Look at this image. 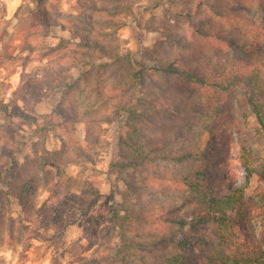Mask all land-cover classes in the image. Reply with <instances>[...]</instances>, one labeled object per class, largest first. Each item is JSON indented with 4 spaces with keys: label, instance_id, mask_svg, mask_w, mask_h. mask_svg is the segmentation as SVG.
Here are the masks:
<instances>
[{
    "label": "rangeland",
    "instance_id": "1",
    "mask_svg": "<svg viewBox=\"0 0 264 264\" xmlns=\"http://www.w3.org/2000/svg\"><path fill=\"white\" fill-rule=\"evenodd\" d=\"M127 1L131 13L121 17L123 26L111 34L108 41L111 51H130L141 65H152L160 57L166 58L180 51L184 65L201 61L204 64L201 71L210 76L221 71L222 61L211 57L213 54L208 41L212 38L192 33L186 17L180 16L179 11L190 5L191 0ZM259 1L264 5V0H252V3L246 0L250 7L248 16L255 18L258 14L260 18ZM77 2L0 0V136L9 121L17 123L16 136L21 135V144L14 162L34 177L33 184L27 187L25 203L19 204L15 198L3 204L0 202V264H121V259L116 260L109 255L116 247L131 252V264H143L150 260L147 254L156 252L159 261L167 253H180L187 254L188 264H209L207 253L217 216L196 224L193 222L192 216L199 213L198 207L205 205L190 194L186 184L175 178L177 169L185 163H175L171 159L163 161L161 164L165 168L162 166L160 169L163 170L158 173L149 167L144 168V173L150 177V189H140L138 198L131 196L133 190L128 184L131 176L135 178V171L128 168L123 172L119 164L122 163L123 167L126 160L120 149L121 140L128 131L126 115L113 122L102 123L101 138L92 154L94 160L71 162L61 151L67 149L66 144L74 147L85 142L87 121L84 119L71 124L68 130L48 124L47 116L60 96L41 95L30 84L33 75H40L47 61L40 58L41 54L36 49L41 38L24 35L29 27L25 24H28L26 20H29L31 11L36 8L42 10V7L53 19L72 18L78 11ZM240 2L220 0L219 4L227 9L223 11L230 12L235 11L234 5ZM211 21L214 23L207 26L211 32L231 25L243 27L246 23L238 18L226 22L217 16ZM245 29H249L247 23ZM73 39L70 32L60 27L52 28L44 37L49 45L63 40H70L76 45L77 39ZM238 39L236 37L235 42L241 43ZM32 48L36 50L31 51ZM202 51L211 55L208 60L203 59ZM254 52L253 48L250 55ZM250 55L245 57L251 58ZM255 59L264 62L261 55H255ZM211 60L217 65L215 70L208 65ZM38 67L42 69L36 72ZM78 73L79 69L75 68L72 75L77 76ZM198 92L199 89H196L188 102L182 100L178 108H175V102L180 101V92L169 93L168 98L160 102L165 103L168 109L159 120L165 122L166 117L173 116L171 121L179 123L187 119L194 123L193 130L198 127L199 151L203 153V162L207 163L208 181L222 198L245 186L242 204H234L229 213L238 225L242 240L252 245L256 240L263 243L261 223L254 212L252 200L257 198L256 188L264 186V177L256 174L248 179L245 165L239 160L243 148L249 149L256 165L264 160V137L256 133V117L248 103L252 93L242 84H235L225 92L229 108L211 135L201 127L206 120L203 122L200 112L188 109L190 102L196 101ZM23 95L29 97L27 102ZM208 116L211 117V114L208 113ZM209 121L210 118L207 119ZM145 133L147 135L150 131L146 129ZM45 152L51 153L50 158L53 157L55 162L42 160L40 157ZM9 179L6 171L1 170L0 190L6 191ZM141 182L137 178L138 186ZM188 196L191 200L184 201ZM126 199L130 204L137 201L138 208L145 214L155 211L156 223L148 221L147 216L141 221L130 220L125 207ZM184 216L187 222L179 224ZM159 234L163 235L162 244L153 243V237L155 239ZM140 254L145 258L142 259Z\"/></svg>",
    "mask_w": 264,
    "mask_h": 264
},
{
    "label": "trees",
    "instance_id": "2",
    "mask_svg": "<svg viewBox=\"0 0 264 264\" xmlns=\"http://www.w3.org/2000/svg\"><path fill=\"white\" fill-rule=\"evenodd\" d=\"M240 1L234 5L235 11L230 12L223 11L227 9L220 7V0H191L190 5L179 11L180 16L188 20L192 33L212 38L208 45L213 56L208 51L202 53L203 59L208 60V56H211L222 61L223 68L214 76L201 71L204 66L201 61L184 65L180 51L166 58L160 57L152 65H141L130 51H111L108 47L111 34L123 26L121 17L131 13L127 0H78L77 13L72 18L62 20L53 19L43 7L42 10L36 8L31 11L29 20H26L28 24H25L29 27L24 35L41 38L36 49L41 54L40 58L47 61L43 69H36V72L42 69L41 74L33 75L30 84L41 95L60 96L58 103L47 116L48 124L68 130L71 124L84 119L87 121L85 142L74 147L66 144L67 149L61 150L66 153V160L75 163L94 160L92 154L101 138L102 123L113 122L126 115L128 131L120 146L126 160L123 167L122 163L119 164L123 172L128 168L135 171V178L131 176L128 184L129 189L133 190L131 196L138 198L140 189H150V177L144 173V168L149 167L158 173L163 170L160 169L163 161L171 159L175 163H185V166L177 169L175 178L186 184L190 194L200 204L205 205L198 207L199 213L192 216L193 222L196 224L197 221L217 216V225L207 253L209 264H264V186L256 188L257 198L252 200L253 205L255 204L254 212L261 223L263 243L256 240L252 245L242 240L238 225L229 213L234 204H242L245 186L234 189L224 198L219 197L206 175L207 163L203 162V153L199 151L198 127L193 130L194 123L187 119L179 123L176 120L171 121L173 116L166 117L165 122L163 119L159 120L165 116L166 108L168 109L165 103H161V106L160 102L176 90L180 92V101L175 102V108H178L183 101L188 102L189 96L199 89L196 101L185 105L189 106L191 112H200L203 122L206 120L207 123L201 127L212 135L217 123L223 121L222 117L229 108L225 92L235 84H242L252 93L248 103L256 117V133L264 137V62L254 60L257 54L264 57V5L259 1L262 13L260 18L258 14L254 18L247 15L250 7L246 0ZM247 1L252 3V0ZM214 16L224 18L226 22L233 18L245 20L249 29H245V23L243 27L231 25L211 32L207 26L208 23H214L211 21ZM54 27L70 32L73 40L77 39V44H71L70 40H63L56 45L45 43V35ZM236 37L239 38L237 41L242 42L236 43ZM253 48L255 52L250 55ZM36 49L32 48L31 51ZM246 55L251 58L247 59ZM208 65L214 70L217 67L212 60ZM75 68L79 69L77 76L72 75ZM159 75L163 78L160 79ZM22 98L27 102L29 97L23 95ZM208 118L211 120L209 123ZM16 125L14 121H9L0 136V171L4 169L10 176L6 182V191L0 190L1 204L6 200L10 202L11 198H15L19 204L25 203L27 187L34 182V177L14 162L21 144V135L16 136ZM146 129L150 131L147 135ZM50 156L51 153L45 152L40 158L55 162ZM239 160L245 165L248 179L256 174L264 177V160L262 164L256 165L249 149H242ZM136 177L142 180L139 186ZM190 200L191 196H188L184 201ZM125 201L127 217L130 220L141 221L147 216L148 221L156 223L155 211L145 214L138 208L137 201L131 204L128 199ZM188 215L190 213L186 216ZM186 222L184 216L178 223ZM13 232L10 229V233ZM152 240L153 243L155 241L162 244L163 235L159 234ZM139 246L142 247V244L139 243ZM113 252L109 255L116 260L121 259V264H131L130 251L124 252L116 247ZM156 254L157 252L147 254L150 260L143 264H188L187 254L167 253L160 261ZM140 257L145 258L142 254Z\"/></svg>",
    "mask_w": 264,
    "mask_h": 264
}]
</instances>
